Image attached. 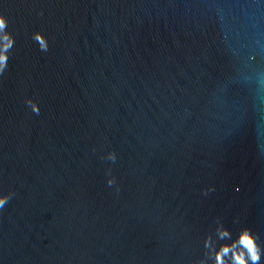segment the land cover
Masks as SVG:
<instances>
[{
    "label": "water",
    "instance_id": "water-1",
    "mask_svg": "<svg viewBox=\"0 0 264 264\" xmlns=\"http://www.w3.org/2000/svg\"><path fill=\"white\" fill-rule=\"evenodd\" d=\"M0 14V264H264V0Z\"/></svg>",
    "mask_w": 264,
    "mask_h": 264
},
{
    "label": "clouds",
    "instance_id": "clouds-1",
    "mask_svg": "<svg viewBox=\"0 0 264 264\" xmlns=\"http://www.w3.org/2000/svg\"><path fill=\"white\" fill-rule=\"evenodd\" d=\"M7 23V18L3 14H0V41H2V43H0V74L3 73L6 67V49L11 43L10 34L5 31ZM111 158L115 159V155L113 154ZM108 183L111 185L112 181L109 180ZM7 200V194L0 193V209L3 208ZM239 238L242 240L243 245L247 248V258L251 261V264H257V261L259 260V251L252 234L245 228L239 233ZM228 247V245H222L221 249L216 252L214 264H217V262L220 261L221 252H226ZM235 264H245V257L243 254H235Z\"/></svg>",
    "mask_w": 264,
    "mask_h": 264
}]
</instances>
